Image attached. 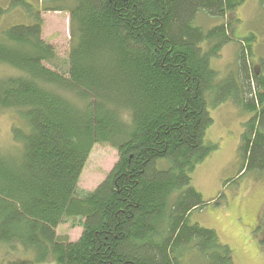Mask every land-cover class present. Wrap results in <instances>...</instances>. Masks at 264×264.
Wrapping results in <instances>:
<instances>
[{"label": "trees", "instance_id": "trees-1", "mask_svg": "<svg viewBox=\"0 0 264 264\" xmlns=\"http://www.w3.org/2000/svg\"><path fill=\"white\" fill-rule=\"evenodd\" d=\"M37 2L12 0L31 20L0 30V113L19 123L13 150L0 147V252L32 251L38 264H234L190 216L205 205L192 175L217 147L206 143L210 107L250 114L242 171H264L253 38L236 73L213 68L245 0Z\"/></svg>", "mask_w": 264, "mask_h": 264}, {"label": "rangeland", "instance_id": "rangeland-1", "mask_svg": "<svg viewBox=\"0 0 264 264\" xmlns=\"http://www.w3.org/2000/svg\"><path fill=\"white\" fill-rule=\"evenodd\" d=\"M11 2L0 0V30L31 20L27 11L12 7ZM27 2L35 9L42 7L37 0ZM232 18L236 40L221 49L213 60V68L224 80L236 73L241 42L252 37L253 56L247 55V59L252 70L264 75V0H245ZM200 22L206 27L215 23L203 18ZM243 47L247 48L245 44ZM210 111L214 123L206 143L217 147L192 175L193 187L202 195L205 205L194 211L190 220L215 230L221 242L230 246L234 264H264V171L243 172L238 152L241 132L250 116L231 101L210 107ZM16 124L19 125L13 114L0 113V147L6 151L13 150L12 130ZM8 253L0 252V264H38L32 251ZM43 264L56 263L51 258Z\"/></svg>", "mask_w": 264, "mask_h": 264}, {"label": "crops", "instance_id": "crops-1", "mask_svg": "<svg viewBox=\"0 0 264 264\" xmlns=\"http://www.w3.org/2000/svg\"><path fill=\"white\" fill-rule=\"evenodd\" d=\"M229 102V101H228ZM233 103V102H232ZM235 104V103H234ZM237 105V104H236ZM237 107H238V110L239 111H243L242 110V108H240L238 105H237ZM245 112V111H244ZM248 115H250V114H248ZM242 133H243V130H242V132H241V136H242ZM240 144H241V141H239V144H238V147H240ZM220 238V237H219ZM221 241V240H220ZM225 244V243H224ZM228 245V244H227ZM229 246V245H228Z\"/></svg>", "mask_w": 264, "mask_h": 264}]
</instances>
